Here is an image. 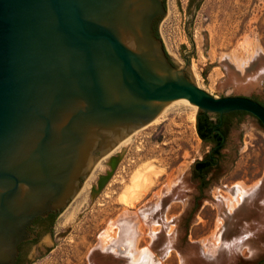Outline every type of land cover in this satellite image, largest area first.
I'll list each match as a JSON object with an SVG mask.
<instances>
[{"label": "water", "instance_id": "water-1", "mask_svg": "<svg viewBox=\"0 0 264 264\" xmlns=\"http://www.w3.org/2000/svg\"><path fill=\"white\" fill-rule=\"evenodd\" d=\"M167 14L168 0H0V264L170 103L189 100L198 117L243 110L264 126L257 100L194 82L162 36Z\"/></svg>", "mask_w": 264, "mask_h": 264}, {"label": "rangeland", "instance_id": "rangeland-1", "mask_svg": "<svg viewBox=\"0 0 264 264\" xmlns=\"http://www.w3.org/2000/svg\"><path fill=\"white\" fill-rule=\"evenodd\" d=\"M160 30L199 87L264 102V0H168ZM180 107L135 130L111 163L97 159L55 223V244L34 264H264V197L246 196L264 184L263 124L246 114L230 127L227 186L196 201L192 166L209 147L197 132L199 111ZM149 164L162 169L155 182L123 203Z\"/></svg>", "mask_w": 264, "mask_h": 264}, {"label": "flooded vegetation", "instance_id": "flooded-vegetation-1", "mask_svg": "<svg viewBox=\"0 0 264 264\" xmlns=\"http://www.w3.org/2000/svg\"><path fill=\"white\" fill-rule=\"evenodd\" d=\"M191 1L192 5L196 2V0ZM156 21L153 23L155 35H157ZM258 102L264 105V102ZM236 111L223 114L201 113L199 115L197 132L199 136V132L204 135V137H200L208 145L209 149L207 153L202 158L197 159L192 166V180L195 185V191L188 195L189 198L198 201L205 197H215L214 188L216 185L227 186V184L222 183L221 180L226 176V173H230V170L225 172L222 169L226 157L224 150L228 147L229 129L233 124L239 123L243 116L250 114ZM251 185L252 183L246 184V186ZM251 191L246 193L248 194ZM251 198L253 199V197H249V199ZM256 198L257 197H254V199ZM72 199L73 198L61 209H53L45 215H39L34 218L31 225L28 227L30 233L29 238L19 244L16 259L12 264H34L36 260L41 258L43 254L49 250V245L43 241V238L49 235L52 239L55 223L58 217L68 207Z\"/></svg>", "mask_w": 264, "mask_h": 264}, {"label": "bare ground", "instance_id": "bare-ground-1", "mask_svg": "<svg viewBox=\"0 0 264 264\" xmlns=\"http://www.w3.org/2000/svg\"><path fill=\"white\" fill-rule=\"evenodd\" d=\"M181 105H186V106L191 107L194 110H196V109L198 110V106L195 105V104H193V103H191L189 100L174 101V102L170 103L167 107H165L163 110H161L159 112V114L153 120H151L149 123L145 124L144 126H146V125L147 126H151V125H155V124L160 123L168 115V113L171 110H173L175 108L178 109ZM194 119H195L194 118V114H192L191 120H194ZM133 133H134V131L130 135L126 136L121 141H119L117 143V145L110 152H108L107 154L103 155L102 159H105L106 158V159H108L109 163H111L113 161V159H112L113 152H115L118 148H121V149L125 148L130 143L131 137H132V134ZM97 162L93 166V169H94L95 166L97 167L99 165V162L98 163ZM146 168H147L146 170L147 171H150V172H145V170H144V173H142V171H141V173H142L140 175L141 180L139 179V177L136 178V179H139L140 180L139 182H137L138 180H135L134 179L135 180L134 182L136 183L135 185H133L134 188L133 189H130V187H129V190L127 189V192L130 191V190H132L130 193L128 192L131 195V197H129L130 196L129 194H128L129 196L126 195L127 192L124 193V195H125L126 198L125 197L124 198L123 197L121 198V200H122L123 203L130 205V204H133L135 200H138V198H140L143 193H146L147 192L146 190H148V188L155 182V177L158 176L160 174L161 170H162V169H155L153 164L146 165ZM93 169L91 170V173H92ZM136 176H137V174H135V177ZM134 182H132V184ZM101 185H102V180L99 181V188H101L100 187ZM81 189H80V191H81ZM94 191H95V189H94ZM124 195H121V196H124ZM246 196L248 198L249 197H254V196L257 197V198L264 197V184H262V186H260L259 188L252 190L250 193L246 194ZM77 208H78V206H76L75 209H77ZM70 217H72V216H70ZM95 259H96V257H95Z\"/></svg>", "mask_w": 264, "mask_h": 264}, {"label": "trees", "instance_id": "trees-1", "mask_svg": "<svg viewBox=\"0 0 264 264\" xmlns=\"http://www.w3.org/2000/svg\"><path fill=\"white\" fill-rule=\"evenodd\" d=\"M191 3H192V1H191ZM199 4H200V3L198 2L197 6H199ZM157 22H158V19H157V21H156V24H157ZM156 34H157L158 37H160V35L158 34L157 31H156ZM166 54L168 55L167 52H166ZM236 112L248 113V112L243 111V110H237ZM199 134H200L201 137H204V135H203L202 133L199 132Z\"/></svg>", "mask_w": 264, "mask_h": 264}]
</instances>
